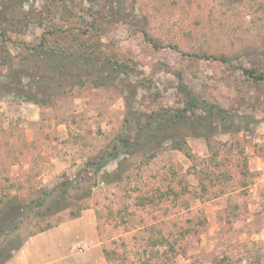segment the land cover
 Returning a JSON list of instances; mask_svg holds the SVG:
<instances>
[{
  "label": "rangeland",
  "instance_id": "1",
  "mask_svg": "<svg viewBox=\"0 0 264 264\" xmlns=\"http://www.w3.org/2000/svg\"><path fill=\"white\" fill-rule=\"evenodd\" d=\"M11 2L0 0V261L43 227L90 209L103 251L96 264H261L264 81L248 78L242 67L264 71V0H61L68 7L57 19L42 15L49 0H26L32 19L21 33L9 23ZM114 3L116 18L109 9ZM92 4L106 13L94 18ZM54 26L70 29L50 33ZM144 31L162 46L155 48ZM48 32L49 45L80 34L84 50L98 46L128 64L127 71L113 72L100 86L91 81L94 72L72 86L66 80L65 86L39 87L28 76L43 61L24 54L22 42L39 44ZM202 55H223L233 64ZM22 66L29 71L17 83ZM11 83L29 84L44 103L18 95ZM187 90L241 116L243 128L225 132L217 120L200 122L195 113L205 111L190 108L186 118L142 137L133 154L121 153L92 171L88 161L118 136L133 137L150 113L187 106ZM128 117L139 119L127 123ZM108 173L119 176L104 181ZM67 178L73 184L64 186L66 207L49 211L56 209L57 194L46 192L60 190ZM12 199L32 202L16 216L18 208L8 206ZM85 227L41 237L46 253L60 247L47 259L64 255L78 264L92 258ZM80 247L85 252H76Z\"/></svg>",
  "mask_w": 264,
  "mask_h": 264
},
{
  "label": "trees",
  "instance_id": "2",
  "mask_svg": "<svg viewBox=\"0 0 264 264\" xmlns=\"http://www.w3.org/2000/svg\"><path fill=\"white\" fill-rule=\"evenodd\" d=\"M26 0H12L11 3L13 5L9 10L13 12L11 14V19H9V23L14 26L13 32L15 33H21L22 27L24 24H27L32 19V14L28 13L24 8ZM60 1V3H59ZM93 3V0H90ZM110 3L111 0H108ZM113 3V1H112ZM116 5V6H115ZM110 13L115 12L112 15L115 18L117 17L118 12V6L117 4H109ZM68 6L66 3L62 4L61 0H55L50 1L48 4H45V11L42 13L44 14L43 17H50L57 19V14L61 13L64 9H66ZM7 9V7H5ZM68 10V9H67ZM90 10L91 15L95 18L97 17L96 14L100 13H106L105 8L102 7V5L95 6L92 4L88 8ZM7 11V10H6ZM5 11V12H6ZM58 12V13H57ZM18 13H21L19 15ZM24 13V14H22ZM71 13V12H70ZM108 14V13H107ZM109 15V14H108ZM27 17V18H26ZM26 18V19H25ZM46 18L44 21L46 23ZM13 19V20H12ZM12 21V22H11ZM70 29V28H68ZM68 29H65L63 27L54 26L53 28H49L48 31L50 33H59L58 31L61 30V32H66ZM73 30V29H71ZM44 33L41 41L39 44L30 45L28 43L22 42L23 45H25V49L22 50L24 54H28V51L31 54L36 55L37 57L41 58L43 61V64L40 65L39 68L36 69V71L33 74H30L28 77L31 79V82L37 84L39 87H42L45 85V82L57 84L59 82V85L65 86L66 83L64 81L70 80L69 85H75L77 83V77H79L81 74L84 73H94L96 72L95 78L91 79L92 82L96 86H100L105 84L106 79L114 77L113 72L115 71H124L126 72L128 68V64L124 62H119L118 59H115L112 55L103 54L102 51L99 50L98 46L94 51H88L85 49L86 47V39L82 38L79 35H76V38H72L67 40L66 42H57L54 41L52 44H48V37L47 34L50 33ZM89 31H87L88 33ZM5 31L2 33L5 35ZM83 34H86V32ZM144 36L146 40H148L155 48H159L162 46L161 43H159L156 39L151 37L146 31H144ZM84 40V41H83ZM95 43V42H94ZM96 44V43H95ZM97 45V44H96ZM170 47L174 49H179L177 46L170 45ZM90 49V47H89ZM181 51V50H179ZM184 55H193L188 54L186 52L181 51ZM103 56V57H102ZM9 57L12 58L11 55ZM199 59H213L222 61L228 64H233V61L231 58L226 56H210V55H202L197 56ZM6 61V60H4ZM2 63V62H1ZM242 70L244 74L248 78L253 79L254 81H264V71H258L255 67L248 68V67H242ZM16 71L18 72V78H16L17 83H21V78L24 76V71H29V68L26 66H22L21 68H16ZM83 84V83H82ZM9 88L12 90H17V94L20 96L25 97L27 100L34 102L36 104H42L44 103L45 99H38V93L34 92L32 89H30L29 84L26 86H23L21 88H18L15 86L14 83L9 84ZM190 97V102L187 106H184L183 108H177V111L173 112L171 108L164 110V113L161 112H152L148 115L147 122L144 124H137V131L136 134L133 137H126V136H118L117 139L114 141V143L106 150L102 151L98 156L93 158L92 160L88 161V165L92 166L93 172H100L106 167L111 161H114L121 153L125 154H133L137 151L138 147L141 145L142 137L145 138L147 136L152 135L155 131L160 130L163 128V126L168 123L170 125V121H177L181 118H186V113L190 110V108L193 110V112L198 109L200 111H205V113H195L198 114V119L200 122H210L213 123L214 121H218L222 124V127L224 128L223 131L230 132L232 130H241L243 126L241 125L240 119H242L241 116L236 115L232 112H230L228 109L218 105L213 104L205 99H199L195 94L191 93L190 90H187ZM138 113V112H137ZM194 114V115H195ZM139 117H128L126 119V122H133L138 120ZM177 149H181V147H176ZM115 176L119 175H111L105 174L104 181H112L115 179ZM88 180V179H87ZM73 183L70 181L69 178L64 180L62 182L60 190H50L46 192V194H57V196L54 197V205H56V209H53L51 206H48L49 211H60L63 210L66 207L65 201V187L71 186ZM91 194V190H88L85 197L89 196ZM32 202V201H31ZM24 203L22 201H18L16 199H12L9 201L8 206L9 208H18L17 215L20 213L21 215L28 211V208H25L26 205L29 206L31 204ZM51 212V213H54ZM81 212V211H80ZM50 213V212H49ZM81 214V213H80ZM74 218L80 216L79 214H74ZM56 225H48L47 227H43L38 233L44 232L48 229L53 228ZM35 234H32L33 236ZM23 244H19L15 247H12L8 254L0 261V264L6 263L10 257L13 255L14 251L19 249ZM106 259L108 258V254L106 253Z\"/></svg>",
  "mask_w": 264,
  "mask_h": 264
},
{
  "label": "crops",
  "instance_id": "3",
  "mask_svg": "<svg viewBox=\"0 0 264 264\" xmlns=\"http://www.w3.org/2000/svg\"><path fill=\"white\" fill-rule=\"evenodd\" d=\"M83 226L87 227L86 231H88V238H90L92 242L91 245L93 250V257L90 259H84L78 264H96L98 262L97 260L101 261L103 251L102 248L97 247V245L99 244H97L96 242L99 240V236L97 230L95 229V222L90 209L82 211L80 216L76 218L61 222L59 225H56L51 229L31 236L19 249L14 251L10 259L4 264H76L65 260L64 255L57 259L54 257L51 259H47L48 254L53 253L55 250H59L60 247H58L57 245L52 246L46 253V251L40 247L39 241L41 237L50 232L64 230H66V232H70L73 231L76 227ZM76 252L83 253L85 252V249L80 250L79 248H76ZM244 263L254 264L251 260L248 259L238 262L237 264ZM261 264H264V260Z\"/></svg>",
  "mask_w": 264,
  "mask_h": 264
},
{
  "label": "built area",
  "instance_id": "4",
  "mask_svg": "<svg viewBox=\"0 0 264 264\" xmlns=\"http://www.w3.org/2000/svg\"><path fill=\"white\" fill-rule=\"evenodd\" d=\"M79 249L81 250L82 248L80 247Z\"/></svg>",
  "mask_w": 264,
  "mask_h": 264
}]
</instances>
